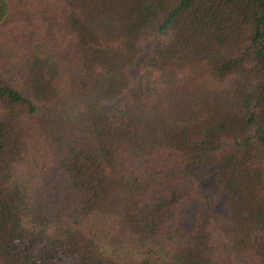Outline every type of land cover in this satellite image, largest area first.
<instances>
[{"label":"trees","instance_id":"16d2710c","mask_svg":"<svg viewBox=\"0 0 264 264\" xmlns=\"http://www.w3.org/2000/svg\"><path fill=\"white\" fill-rule=\"evenodd\" d=\"M0 264H264V0H0Z\"/></svg>","mask_w":264,"mask_h":264}]
</instances>
